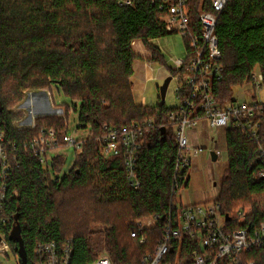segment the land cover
Segmentation results:
<instances>
[{
	"label": "trees",
	"instance_id": "trees-1",
	"mask_svg": "<svg viewBox=\"0 0 264 264\" xmlns=\"http://www.w3.org/2000/svg\"><path fill=\"white\" fill-rule=\"evenodd\" d=\"M176 0H0V147L10 166L5 214L11 218L10 235L19 227L31 264L38 242L71 243L73 264H89L106 252L113 264H141L159 243L161 225L145 232L142 244L136 220L174 211L175 167L179 147L174 129L179 108L159 98L155 107L138 105L131 78L140 40L152 57L167 66L152 41L170 32L164 21L166 2ZM130 2V4H126ZM189 34L186 58L180 69L166 68L172 78H187L190 39L202 31L200 15L214 13L211 0H188ZM222 79L212 84L222 104L233 102L234 90L251 82L256 71L264 75V0H229L218 14ZM59 88L71 101L63 105L66 119L39 116L34 128L18 129L22 113L11 109L25 91ZM182 83L176 95L186 97ZM78 115L81 150L70 171L60 177L66 159L43 164L26 144L44 130L64 131L71 112ZM142 129V148L134 163L139 188L131 186L125 151L105 155V140L112 131ZM228 167L217 201L230 211L252 209L248 224L264 221V128L256 142L239 129L225 130ZM61 147L64 144L60 145ZM262 149V150H261ZM103 228L104 238L96 239ZM18 256V243L10 240ZM247 262L264 264V250L249 251Z\"/></svg>",
	"mask_w": 264,
	"mask_h": 264
},
{
	"label": "built area",
	"instance_id": "built-area-1",
	"mask_svg": "<svg viewBox=\"0 0 264 264\" xmlns=\"http://www.w3.org/2000/svg\"><path fill=\"white\" fill-rule=\"evenodd\" d=\"M187 1L176 0L171 4L166 2L168 12L164 18L168 32L181 33L186 38L189 34ZM228 1L211 0L215 12L201 13L202 31L190 39L192 53L186 66L190 75L184 79L182 76L177 77L178 87L185 83L188 89L183 99L180 100L178 94L175 96L179 101L180 113L177 117L171 116L172 120H177L174 132L179 147L173 187L176 199L180 191L188 185L192 157H200L205 152L202 146L192 143L193 130L202 127L205 123L213 129L226 130L233 127L242 130L247 137L256 142L262 137L264 101L254 94L252 103H239L234 100L224 105L213 91V82L221 80L223 72V68L218 63L221 51L215 28L218 14L224 10ZM185 58L176 59L174 69L183 67ZM250 80L251 82L246 84L250 90L264 91V75L260 71H256ZM33 122L28 128L35 129V121ZM135 127L136 130L110 132L105 140V155L121 156L122 151H125L131 186L139 188L140 183L135 178L134 163L142 148L138 140L142 139L143 132L141 127ZM81 142L82 139L77 140L73 137L67 127L64 131L44 130L37 139L26 144V148L36 155L41 163L47 164L48 153L62 148L61 144H64L63 147L70 146L80 151ZM214 153L218 163L223 152L216 150ZM8 173L10 166L5 151L0 147V264L13 262L9 232L11 218L5 214L9 189ZM259 176L264 177V170L259 172ZM222 207L217 200L205 204H187L181 199L169 215H149L137 220L135 223L137 231L132 233V237L139 236L142 244L147 242L144 233L157 229L162 222L159 243L153 252L144 256L141 264H255V262H247L245 257L251 249L264 250V221L257 225L248 224L252 214V209L249 207H238L230 211ZM73 252V247L68 242L63 244L38 242L33 249L31 264H73ZM18 257L19 260L13 264H23L21 257L19 255ZM89 264H113V262L104 255Z\"/></svg>",
	"mask_w": 264,
	"mask_h": 264
},
{
	"label": "rangeland",
	"instance_id": "rangeland-1",
	"mask_svg": "<svg viewBox=\"0 0 264 264\" xmlns=\"http://www.w3.org/2000/svg\"><path fill=\"white\" fill-rule=\"evenodd\" d=\"M134 42L136 44V41H133V43ZM133 43L132 47L134 51L135 49L138 50L139 48L133 46ZM152 44L160 49L162 55L165 58L167 66L165 67L158 62L148 61L147 63L149 67L151 66L153 68L154 73L152 76L153 78L150 79L148 83H146V87L144 89L143 105L151 108L157 106L159 104V98H161L159 89L163 85L165 80L160 79L159 77L161 71H164L163 68H174V61L176 59L185 58L187 54L185 38L181 33L170 32L169 35L164 38L153 40ZM137 61L138 65L141 60L139 59ZM131 82H133V77L131 78ZM178 82L179 79L177 77H174L169 85L165 99L167 107L176 108L179 106V101L177 97H175L176 90L179 85ZM254 94L258 99L260 98L262 101H264V91L254 92L249 89L248 85L238 87L234 90V98L239 103H252ZM23 95L24 97L20 101V103H17L11 109L13 113H22V118L14 123L15 126H19L20 128H28L30 122L33 121L31 119H33L37 114L36 112H45V114H48L50 110H53V114L50 115H57L59 117H62V119H66L67 114L65 109L63 108V105L72 104L71 101L63 94V92L55 86L40 91H25ZM34 96L45 97V105L42 107V110H36V108L35 110L33 109L34 106L31 105V101H33ZM36 118L37 116L35 117V119ZM79 126L78 115H76V113L72 111L68 116L69 133L77 140L89 137L88 131L77 129L79 128ZM197 130H199V128ZM204 132L206 137L204 138L203 135L199 144L203 146L205 152L201 154L200 157H192V166L189 168L188 173L189 185H187V187L180 191L176 199V204H179L181 199L185 200L187 204H205L218 199L220 196L224 171L228 167L229 162L226 132L224 129H213L209 126L206 127ZM216 150H221L223 152V156L222 158H220L218 163H214L212 160V153ZM59 155L64 156V158L66 159L65 169L60 175V177H62L73 167L76 160V151L74 147L68 146L55 149L52 152L48 153L47 164L49 168H51L52 159ZM95 230L99 232V235H97L96 239L101 240L102 238H104V233H100L103 231L102 227L97 226V228L95 227ZM101 252V256H104L106 254L104 250ZM12 258L13 262H11V264L19 260V257L14 254Z\"/></svg>",
	"mask_w": 264,
	"mask_h": 264
},
{
	"label": "crops",
	"instance_id": "crops-1",
	"mask_svg": "<svg viewBox=\"0 0 264 264\" xmlns=\"http://www.w3.org/2000/svg\"><path fill=\"white\" fill-rule=\"evenodd\" d=\"M138 45H139V47H138ZM134 46L139 48L138 50L135 49L136 54L143 58V60H141V62H139L138 65H137V62H138L137 60L134 63V70H135V74L133 76L134 96H135L136 103L138 105H143L144 89L146 87V83H148V81L153 78L152 76L154 73L153 68L151 66L149 67L147 65L148 60L152 57V55L145 48V45L140 40H137L136 44ZM163 69H164V71L163 72L161 71V73L159 75L160 79H166V77H168V74H169L165 68H163ZM44 99H45L44 96H41V97H35L34 96L33 101H31V105L34 106L33 109L35 110V108H36V110H42L43 109L42 107L45 105ZM52 111L53 110H50V112L48 114L47 113L45 114V112L44 113L36 112L37 114L35 115V117L36 116L37 117L47 116V115L53 114ZM31 120L34 121V119H31ZM33 121H31V122L29 121L30 124L28 125V127L33 123ZM207 126H208L207 124L203 123L202 127H200L199 130L195 129L191 132V141L194 145L201 146L199 143H200L201 137L203 135H204V138L206 137V135L204 134L205 133L204 131H205ZM16 128L21 129L22 127L20 128L19 126H16ZM213 162L216 163L217 159H216V161H213ZM188 185H189V183H188Z\"/></svg>",
	"mask_w": 264,
	"mask_h": 264
},
{
	"label": "water",
	"instance_id": "water-1",
	"mask_svg": "<svg viewBox=\"0 0 264 264\" xmlns=\"http://www.w3.org/2000/svg\"><path fill=\"white\" fill-rule=\"evenodd\" d=\"M172 79L173 78L171 76H168L164 80L163 85L159 89L160 90V97L163 101H165V99H166L167 91H168V88H169V85H170ZM216 159H217V157H216L215 153L213 152L212 153V160L216 161ZM10 239L13 241H16L18 243V247L16 248V250H17L19 256L21 257L23 264H28V258H27L28 256H27V253H26V250L24 247V243L20 238V231H19L18 226L13 229V232L11 234Z\"/></svg>",
	"mask_w": 264,
	"mask_h": 264
},
{
	"label": "bare ground",
	"instance_id": "bare-ground-1",
	"mask_svg": "<svg viewBox=\"0 0 264 264\" xmlns=\"http://www.w3.org/2000/svg\"><path fill=\"white\" fill-rule=\"evenodd\" d=\"M189 173V172H188Z\"/></svg>",
	"mask_w": 264,
	"mask_h": 264
}]
</instances>
